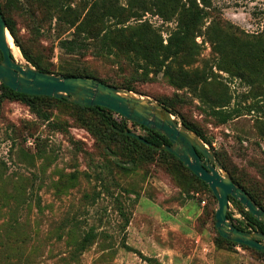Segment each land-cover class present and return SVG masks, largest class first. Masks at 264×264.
Masks as SVG:
<instances>
[{
  "label": "rangeland",
  "instance_id": "rangeland-1",
  "mask_svg": "<svg viewBox=\"0 0 264 264\" xmlns=\"http://www.w3.org/2000/svg\"><path fill=\"white\" fill-rule=\"evenodd\" d=\"M24 4L14 16L32 54L56 73L60 65L86 68L109 81H129L154 100L170 99L176 118L200 126L225 169L264 203V0H206L198 46L171 62L175 77L181 66L193 77L184 87L164 70L145 79L129 54L101 55L95 41L83 53H65L59 41L72 29L32 0ZM176 17L150 10L138 21H149L166 43ZM226 51L253 67L244 76L224 69ZM227 92L239 112L222 123L211 105ZM30 108L16 100L0 104V264H264L253 249L217 244L206 215L208 208L216 211L217 199L203 188L188 190L172 157L149 159L123 141L107 147L72 106L52 105L48 120ZM128 127L145 134L131 121ZM229 207L253 229L238 206L230 201ZM92 227L98 236L76 252Z\"/></svg>",
  "mask_w": 264,
  "mask_h": 264
},
{
  "label": "trees",
  "instance_id": "trees-1",
  "mask_svg": "<svg viewBox=\"0 0 264 264\" xmlns=\"http://www.w3.org/2000/svg\"><path fill=\"white\" fill-rule=\"evenodd\" d=\"M34 6L41 10L50 20L56 19L59 22L67 24L71 29V36L61 38L59 46L62 51L68 54H80L87 51L94 46L99 50V54L103 55H116L119 52L129 54L132 60L137 64V68L143 69L142 75L145 79L153 78L151 73L157 74L164 70L166 76L176 78L180 83H176L171 79L172 84L184 87L186 83L191 82L193 77H190L187 68L181 66L177 71L176 77L174 76L175 70L171 66V62L183 57L185 53L190 51L193 47H197L196 42L197 34L202 30L203 20L206 17L204 5L206 0H129L128 4H122L119 0H32ZM202 2V3H201ZM24 0H0V7L4 18L6 19L8 28L13 35L16 44L20 47L23 55L37 68L56 73L53 70L52 63H46L41 57L32 54L26 46L21 42L17 21L14 14L24 8ZM155 10L157 13L166 19H172L177 16V26L164 42L162 34L153 27L149 21H138L142 16L150 11ZM132 20L136 22L132 23ZM191 43V44H190ZM224 45V43H222ZM224 55L228 60L224 61V69L229 70L233 74L244 76L245 69L252 68L253 65L247 61L230 59L229 53L226 51ZM3 58V53L0 50V60ZM194 62V59L186 61L187 65ZM57 73H64L65 75H88L99 78L100 80L131 89L138 93L134 85L129 81H109L93 72L87 71L86 68L64 67L60 65ZM233 94L227 92L221 93L218 97L213 99L211 105L212 115L219 118L220 122L226 123L231 120L235 113L239 112L237 106H232ZM158 101L163 103L172 112L176 114L179 111L173 105L170 99L157 98ZM5 100H16L27 104L30 109L48 120L50 114L48 109L52 105L63 104L74 107L80 113L79 117L82 119L85 126L99 139L105 143L107 147L111 148L113 143L117 141L126 142L129 146L135 149H141L142 154L149 159L155 155H164L172 157L183 170L180 172L184 176V183L187 189L203 188L209 191L214 198L217 199L213 190L209 187L208 183L196 175L179 157L174 153L161 148L160 146L170 144L169 138L143 124L135 122L130 119L124 118L120 113L105 107V106H89L74 103L67 98H57L49 95H34L24 92L15 91L0 80V104ZM249 110L253 109L254 105H246ZM131 121L136 125L141 126L145 130L142 135L149 143L129 134L126 132L128 122ZM184 123L190 128L197 131L205 142L210 143L205 131L196 123L183 119ZM133 131L132 129H130ZM218 155V154H217ZM219 156V155H218ZM189 175H187V174ZM234 180L243 186L250 195L264 207L262 200L253 191L248 189L242 184L235 176ZM248 219V223L253 226L254 230L264 233V223L253 216L236 198L230 196V200ZM206 215L211 216L214 228L216 231V241L220 247L242 246L248 247L264 255V251L258 250L254 247L245 244H239L236 241L230 240L222 236L216 227V211L215 209L208 208ZM228 218L238 227L248 229L247 225H242L237 222L232 214L228 211ZM98 236L95 228H91L84 232L78 241V252L83 251L90 246Z\"/></svg>",
  "mask_w": 264,
  "mask_h": 264
},
{
  "label": "water",
  "instance_id": "water-1",
  "mask_svg": "<svg viewBox=\"0 0 264 264\" xmlns=\"http://www.w3.org/2000/svg\"><path fill=\"white\" fill-rule=\"evenodd\" d=\"M8 35L13 37L0 7V50L3 53L0 60V80L4 84L19 92L67 98L81 105L105 106L126 119L165 134L171 143L160 147L179 157L196 175L208 183L216 195L218 201L216 227L220 234L239 244L264 251L263 232L242 229L228 218L230 196L240 201L263 223L264 207L234 180L197 131L180 122L168 107L149 96L108 84L93 76L57 74L41 70L25 58L17 60L9 46ZM126 132L149 143L135 131L127 128Z\"/></svg>",
  "mask_w": 264,
  "mask_h": 264
},
{
  "label": "bare ground",
  "instance_id": "bare-ground-1",
  "mask_svg": "<svg viewBox=\"0 0 264 264\" xmlns=\"http://www.w3.org/2000/svg\"><path fill=\"white\" fill-rule=\"evenodd\" d=\"M12 36L11 35H8V43H9V46L12 50V53L14 55V57L17 59V60H22L23 59V54L20 50V47H18L16 45V43L14 42L13 39H11Z\"/></svg>",
  "mask_w": 264,
  "mask_h": 264
},
{
  "label": "built area",
  "instance_id": "built-area-1",
  "mask_svg": "<svg viewBox=\"0 0 264 264\" xmlns=\"http://www.w3.org/2000/svg\"><path fill=\"white\" fill-rule=\"evenodd\" d=\"M205 202V201H204Z\"/></svg>",
  "mask_w": 264,
  "mask_h": 264
}]
</instances>
